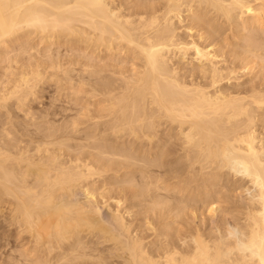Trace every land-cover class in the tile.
<instances>
[{"label": "bare ground", "instance_id": "1", "mask_svg": "<svg viewBox=\"0 0 264 264\" xmlns=\"http://www.w3.org/2000/svg\"><path fill=\"white\" fill-rule=\"evenodd\" d=\"M34 33L104 52L61 63L43 47L67 106L30 107ZM121 52L139 65L118 68ZM0 65V107L21 113L1 111L0 215L42 244L31 262L107 264L97 238L122 264H264V0H0ZM239 180L233 228L226 207L214 231L193 225Z\"/></svg>", "mask_w": 264, "mask_h": 264}, {"label": "rangeland", "instance_id": "2", "mask_svg": "<svg viewBox=\"0 0 264 264\" xmlns=\"http://www.w3.org/2000/svg\"><path fill=\"white\" fill-rule=\"evenodd\" d=\"M260 2V1H259ZM258 2V3H259ZM228 33V32H227ZM40 35V34H39ZM28 37V36H27ZM27 37H25V38H22L21 40H20V43L21 44H24V42H25V44H26V42L27 41H29L30 42V45H33V49H34V57H36V60H34V57L32 56V57H30V62H32V64H34V63H37V61L39 60V63L41 64L42 63V66H41V70H42V72H43V76H44V80L45 81H41L43 84H42V87L40 88V86H41V83H39L40 85H39V87H38V85L36 86V89L38 90L39 88H40V90H38V92H37V98H35V100H36V103H35V100H33L32 101V103L30 104V107L32 108V110L34 111H38V110H40L41 108L42 109H46V108H48V106H50V104L51 103H54V104H59V106L58 107H60V106H67L68 104L65 102V100H67V98L65 97V96H63V95H61V94H59L58 93V91H57V88L55 87L56 86V83L54 82V81H52V79H55V76H53L54 78H52L51 76L53 75V73H54V71H51L52 69L51 68H49V67H47L48 66V62L49 61H45V62H42V61H44L45 59L43 58V56L42 57H40V54L41 55H44V54H46V53H50V51L52 50V53H50V55H52V54H54V55H52V58L53 59H55V60H57V58H59V57H56L55 55H59L60 54V58H61V60H60V58L57 60V61H59V62H61V63H63V62H66L67 60L68 61H71L70 59H72V61H73V59H76V57H77V59L80 57V59L82 60V58H83V61H86L87 59H88V57H84V55H87L88 53V55H93V57L95 58H98L97 59V62H98V64L99 65H103L104 64V61H106L107 62V60L105 59H100V58H104L105 57V55H103L104 54V52H98V50H97V52H94V51H96V50H94V51H92V49L90 48V47H87V44L85 45V43H82V42H79V43H74V42H71V44H76L77 46H75L74 45V48L76 49V48H78L77 50H71V53L69 52L70 50V48H71V44H70V42L68 41V43H67V41L65 40V38L66 37H64L63 38V36H62V38L59 36V37H56V38H48V42H46V40H47V38H44V40H42V38H41V36H38L37 34H32V36H31V38H30V40H32V41H30L29 39L27 40ZM51 39V40H50ZM54 39V40H53ZM60 39V40H59ZM24 40V41H23ZM40 40V41H39ZM18 42V43H17ZM16 43L17 44H19V41H17ZM16 43H14V44H16ZM35 43V44H34ZM58 45H57V44ZM24 44V45H25ZM29 44V43H28ZM60 44V45H59ZM64 44V45H63ZM82 44V45H81ZM62 45H63V47H62ZM69 45H70V47H69ZM36 46V47H35ZM46 46V47H45ZM47 46H51V48H50V50H48V47ZM55 46H56V48H57V50H56V48H55ZM59 46V47H58ZM43 47H45L46 48V53H45V48H43ZM66 47V48H65ZM82 47V48H81ZM37 50H36V49ZM56 50V52H55V50ZM63 49H65V50H63ZM82 49V50H81ZM91 49V50H90ZM39 50V51H38ZM60 50V51H59ZM68 50V51H67ZM62 51V52H61ZM67 51V52H66ZM73 51L75 52V55H73L74 53H73ZM78 51H80V53H78ZM33 52V51H32ZM36 52H38V53H36ZM84 52V53H83ZM92 52V53H91ZM48 53V54H49ZM63 53V54H62ZM66 53V54H65ZM87 53V54H86ZM94 53V54H93ZM98 53V54H97ZM107 55H108V53L107 52H105ZM39 54V55H38ZM70 54H71V56H70ZM82 54V55H81ZM84 54V55H83ZM98 56H97V55ZM129 54H130V57H129ZM35 55H38V57L37 56H35ZM61 55H62V57H61ZM79 57H78V56ZM106 55V56H107ZM113 56H112V58H113V61H115L114 63H117V67L119 68H123V66H124V68H131V67H134V66H137V65H139V60H137L136 61V58L135 59H132V60H130V58H132V54L131 53H127L126 54V56L123 54V52H121V53H118V55H117V53L116 54H112ZM124 55V56H123ZM75 57V58H74ZM85 58H87V59H85ZM96 58L95 59H92L91 61H89L90 63H92L93 62V64L94 63H96ZM32 59V60H31ZM79 59V60H80ZM128 59H129V61H128ZM88 60H90V58L88 59ZM87 60V61H88ZM34 61V62H33ZM63 61V62H62ZM120 61V62H119ZM122 61V62H121ZM124 61V62H123ZM24 62V61H23ZM130 62V63H129ZM22 63V62H21ZM102 63V64H101ZM23 64H25V62L23 63ZM129 64H131V66L129 65ZM18 65L20 66V64L18 63L16 66L17 67H15V69L16 70H20V68L22 67V66H20V67H18ZM1 66V65H0ZM44 70H43V69ZM44 72H45V74H44ZM59 73H61V72H59ZM245 72H243V73H241V75H242V77L241 78H243V79H240L241 80V82L242 81H245V79L247 78V77H249L250 78V74H249V76H247L246 74H244ZM47 74V75H46ZM246 75V76H245ZM252 75H254V74H252ZM243 76H245V77H243ZM248 78V79H249ZM48 79V80H47ZM51 79V80H50ZM248 79H246V81L248 80ZM254 81H255V78H254ZM47 82V83H46ZM49 82V83H48ZM54 82V83H53ZM50 86V87H49ZM56 89V90H55ZM54 91V92H53ZM39 94H41V95H39ZM38 95H39V97H38ZM52 95H54V96H52ZM58 96V97H56V96ZM48 96V97H47ZM35 97H36V95H35ZM44 97V98H43ZM50 97H51V99H50ZM58 98V100H55L54 102H53V98ZM39 99H40V101H39ZM41 99H43V100H41ZM59 99H61L60 100V102H59ZM65 99V100H64ZM48 100H49V103H48ZM62 100H63V103H62ZM11 101V102H10ZM58 101V102H57ZM14 101H12V100H9L8 101V107L6 108V109H10L11 111H12V108H14V105L12 104L11 105V103H13ZM40 102H43V103H41L40 104ZM9 103H10V105H9ZM38 103H39V105H38ZM36 106H35V105ZM61 104V105H60ZM47 105V106H46ZM11 106V107H10ZM44 106H45V108H44ZM72 107L73 108H77L76 106H74V105H72ZM37 108V109H36ZM0 116H1V114H2V116L4 115V118L2 117V119H5V116H6V109H4V108H1L0 107ZM1 111H2V113H1ZM14 116H16V118L18 119V121H20V117H19V115H21V113H19V111L17 112H15V108H14ZM16 113H18V114H16ZM17 115H18V117H17ZM236 178H238V177H236ZM240 181V180H239ZM239 181H236L235 183H234V185L236 186L235 187V193L234 192H232L231 194H236L237 196H235V195H232V201H233V203H232V201H231V198L228 200V202L225 204V205H223V204H221L220 206H222V208H221V210H220V212L218 211V212H216V214H214L215 216L213 217V216H211V217H213V218H210L209 216V214L207 213V211H205V214H204V211L202 212V211H200L199 213L197 212V217L193 220L194 221V224H193V222H192V224L193 225H200L206 232H209L208 231V228H209V230H212V231H214L215 230V225L221 220V217H223L224 216V218H225V215H223V214H225V212L227 213V216H226V219H224V220H221L220 222L221 223H219V224H221V225H223V224H225V223H228V224H225L226 226L225 227H227V228H233V225H234V217H232V216H230V212H231V209L232 210H237L238 208H240V206L242 207V206H244L245 205V203H248L247 202V199H248V201H250L249 199H250V191H248V190H244V189H246V188H244L245 186V183L244 182H242V181H240V182H242V184L241 183H239ZM101 183L100 182H98L97 183V185H100ZM240 186L241 185V187H238L237 188V186ZM107 187H104V190H103V194H105L106 193V191L105 190H107L106 189ZM240 188H241V191H239L240 190ZM77 190V189H76ZM105 192V193H104ZM238 192V193H237ZM78 193V194H77ZM107 194V193H106ZM231 194H230V196L229 197H231ZM79 195V196H78ZM75 196L77 197V198H79L80 199V201H86V196L84 195V193H82V191L81 190H79V188H78V191H75ZM233 196L235 197V199H237V200H235L234 198H233ZM237 197V198H236ZM249 197V198H248ZM85 198V199H84ZM98 200H97V203L99 204H101V200H100V198L98 197L97 198ZM135 201H136V199H135ZM242 201V202H241ZM245 201V203H243ZM110 202L112 203L113 201H111L110 200ZM109 202V203H110ZM234 202H237L236 204L234 203ZM239 202V203H238ZM229 203V204H228ZM230 203H231V205H230ZM228 204V205H227ZM233 204H235L236 206H237V208L235 207L234 209H233ZM238 204L240 205V206H238ZM227 205V206H226ZM229 205H230V209H229ZM224 207H226V211L223 213V209H224ZM99 208L101 209V211H100V214H101V216L103 217V218H106L108 215H109V211L107 210V208H105V207H102V204L101 205H99ZM227 210H229L230 212H227ZM133 211H134V213H135V211H139V208H138V210H137V208L135 209H133ZM132 211V212H133ZM233 212V211H232ZM231 212V213H232ZM203 213V214H202ZM198 214H200L199 216H198ZM207 214H208V216H207ZM220 214H222V215H220ZM233 214V216H235V217H237V215L236 214H238V212H236V214H234V213H232ZM231 214V215H232ZM135 215H139V212H137V214L135 213ZM135 215H134V217H135ZM136 216V224H138L139 222H141V221H138V219H139V217H137ZM141 216L142 215H140V219L139 220H141ZM192 216V215H191ZM205 216H206V218H205ZM2 218H4V217H2L1 215H0V264H32L34 261H36L37 262V260H39L40 258H44V256H45V253H44V250H43V248H42V244L41 243H39V242H36L35 240H33V238L32 237H30V235L26 232V231H22V229H21V227H19L18 226V228H17V225H15V224H10V222L8 221V220H6L5 218L3 219V222H2ZM199 219H201L202 220V222H201V220H199ZM205 219V220H204ZM212 219V220H211ZM198 220V221H197ZM204 220V221H203ZM214 220V221H213ZM222 221H223V224H222ZM225 221V222H224ZM200 222V224H198ZM217 222V223H216ZM196 223V224H195ZM203 223V225H201ZM230 223H232V224H230ZM140 224V223H139ZM214 226H213V225ZM9 226V227H8ZM15 226H16V228H15ZM148 226V225H147ZM232 226V227H231ZM5 227V228H4ZM14 227V228H13ZM145 227H146V225L143 227L144 229H145ZM205 227H206V229H205ZM211 227V228H210ZM143 228H142V231H143ZM148 228H149V226H148ZM21 230V232H20V230ZM15 230H18V231H15ZM203 230V231H204ZM9 231V232H8ZM146 232H147V229L145 230ZM145 231H143L142 232V236H143V234H144V238H146V240H147V242L151 239V237H149V239H147V235L150 233V231H151V229L149 228V230H148V232H147V234H146V232ZM141 234V233H140ZM145 235H146V237H145ZM4 240H2V239ZM32 238V239H31ZM30 239H31V241L32 242H30ZM87 239V241H88V239L89 238H86ZM85 239V240H86ZM20 241V242H19ZM89 241H92V243H95L94 245H96V248H98V250H99V252L101 253V256H102V258L103 259H106L107 260V262H109V263H107V264H122L123 263V261H121V260H123V257L125 256V253H123L122 255H123V257H121V254L120 253H118V252H116V251H111V253H110V251H108V249H109V247H110V243H108V242H102V239H98L97 240V238L96 239H89ZM6 242V243H5ZM101 242H102V244H101ZM146 242V241H145ZM38 245H37V244ZM21 244V245H20ZM40 244H41V246H40ZM14 245H17V246H14ZM29 245V246H28ZM38 246V247H37ZM98 246V247H97ZM3 247V248H2ZM21 247V248H20ZM28 247V248H27ZM1 249H2V251H1ZM9 249H11V250H9ZM19 251H18V250ZM40 249V250H39ZM17 250V251H16ZM36 250H38V252H36ZM103 250H104V253H103ZM16 251V252H15ZM102 251V252H101ZM22 252H23V255H22ZM40 252H41V255H40ZM109 254H108V253ZM1 253H2V255H1ZM19 253V255H17ZM31 253H32V256H31ZM20 254H21V256H20ZM30 256H29V255ZM37 254V255H36ZM11 255V256H10ZM119 257H118V256ZM9 256H10V258H9ZM108 256V257H107ZM112 256H113V258H112ZM19 257H20V259H19ZM27 257V258H26ZM37 257L39 258V259H37ZM121 257V258H120ZM6 258V259H5ZM30 258V259H29ZM3 259V260H2ZM31 259H32V261L33 262H31ZM115 259V260H114ZM5 260V261H4ZM27 260H29L28 262H27ZM114 260V261H113ZM18 261H20V263H18ZM25 261V262H24ZM84 261V262H83ZM95 261H96V259L94 260V259H92V262L93 263H95ZM80 262V264H92V262H91V259L90 260H82V261H79ZM113 262V263H112ZM34 264V263H33ZM70 264H75V263H70ZM77 264H79V263H77Z\"/></svg>", "mask_w": 264, "mask_h": 264}]
</instances>
